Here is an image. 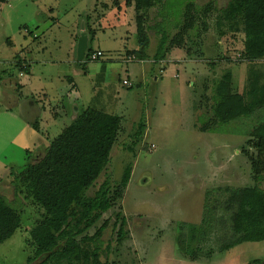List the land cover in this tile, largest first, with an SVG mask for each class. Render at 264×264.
I'll return each instance as SVG.
<instances>
[{
  "label": "rangeland",
  "instance_id": "1",
  "mask_svg": "<svg viewBox=\"0 0 264 264\" xmlns=\"http://www.w3.org/2000/svg\"><path fill=\"white\" fill-rule=\"evenodd\" d=\"M125 1L7 0L0 6V195L20 210L21 218L20 228L0 245V264H27L34 254L29 231L44 214L20 180L15 181L17 188L9 183L11 174L26 168L25 150L38 151V144L46 147L86 108L120 117L122 128L108 164L86 195H93L107 178L111 185L119 181L128 164L132 168L118 206L88 232L93 235L110 217L101 237L102 262L264 264V241L245 242L196 261L182 258L175 242L177 224L186 223L189 229L199 226L205 206L214 205L215 198L223 200L222 193H215L218 187H253L255 183L251 161L258 154L246 135L264 121V107L232 122H212L208 132L198 130L199 124L215 119L204 109L203 97L210 94L225 68L232 72L234 91L245 87L247 66L239 65L231 54L237 43L232 44L228 37L218 39L210 25L212 29L202 37L203 56L174 50L154 63L150 58L158 44L156 32L175 35L173 27L182 20L186 5L194 3L197 10L212 2L162 0L148 13L149 25L154 27L149 32L150 58L146 63L124 64L125 51L137 47L135 12ZM214 1L217 7H224L230 0ZM81 34L88 41L84 57L78 61ZM190 38L194 42L193 32ZM189 47L194 45L189 43ZM99 49L103 56L88 61V52ZM226 49L233 57L231 63L212 61L218 50ZM17 58L26 59L29 65L28 87L26 74H20L14 65ZM256 67L264 73V60ZM20 87L41 111L26 128L16 116L15 120L6 115L11 108L18 113L14 106ZM29 115L27 119H33L34 114ZM207 192L213 194L206 197ZM119 211L127 220V236L117 245L111 224L113 212ZM222 214L218 211L216 218ZM215 233L209 243L214 247L215 237L220 235Z\"/></svg>",
  "mask_w": 264,
  "mask_h": 264
},
{
  "label": "trees",
  "instance_id": "2",
  "mask_svg": "<svg viewBox=\"0 0 264 264\" xmlns=\"http://www.w3.org/2000/svg\"><path fill=\"white\" fill-rule=\"evenodd\" d=\"M5 2L7 0H0V6ZM125 2L135 12L137 42V48L126 50L125 57L146 60L150 58L147 53L149 32L154 28L149 25L148 13L162 0ZM194 7V3L186 5L182 20L173 27L175 35L170 36V32L164 33L163 30L156 32L158 44L152 58L154 63L174 50L203 56L202 37L213 25L212 30L218 39L228 37L232 44L237 43L238 48L231 53L232 58L239 65L244 63L247 66L245 87L240 92L234 91L232 72L225 68L222 75L214 80L210 94H204V109L215 117L214 121L199 124L198 130L205 133L211 130L212 122H232L264 107V73L256 67L264 60V0H230L224 7H217L212 0L200 9L195 10ZM93 31H89L91 36H94ZM191 32L194 33V42L190 38ZM189 43L195 49H191ZM228 51L218 50L212 61L231 63ZM92 52L90 50L88 55ZM14 65L21 73H29L25 59L17 58ZM204 90L208 91V84ZM121 129L120 117L86 108L46 147L38 144V151L25 150L28 164L22 171L13 172L9 183L17 188L15 181L20 180L28 190L27 196L44 212L43 218L29 231L34 254L27 258V264H108L101 261V237L108 228L110 217L93 235L88 232L104 214L118 206L131 178V165L124 168L120 180L113 185L107 178L93 195L88 196L85 192L95 186L108 164ZM246 136L258 154L251 161L253 187H218L215 193H222L223 200L215 198L214 205L205 206L199 226L189 229L186 223L177 224L175 242L182 258L196 261L201 256L210 258L217 252L245 242L264 241V187L259 186L260 182L264 183V121ZM212 194L207 192L206 197ZM218 211L224 214L216 218ZM113 215L111 229L115 234L114 241L120 245L127 236V220L120 211L113 212ZM20 226V210L0 195V245ZM217 231L220 235L215 237L217 246L214 247L209 243L215 236L213 232Z\"/></svg>",
  "mask_w": 264,
  "mask_h": 264
},
{
  "label": "crops",
  "instance_id": "3",
  "mask_svg": "<svg viewBox=\"0 0 264 264\" xmlns=\"http://www.w3.org/2000/svg\"><path fill=\"white\" fill-rule=\"evenodd\" d=\"M137 48V47H136ZM135 48V49H136ZM100 50V49H99ZM101 51V50H100ZM125 58V57H124ZM151 60H154L152 58H150ZM165 59V58H164ZM162 59V60H164ZM162 60H159V61H162ZM25 62H26V59H25ZM140 63V62H139ZM142 63H146V60H142ZM27 64V63H26ZM25 65V64H24ZM19 70V69H18ZM21 74V72H20ZM24 74V73H23ZM30 74L31 73H27L26 77H25V83H26V87H28L30 85ZM24 76V75H23ZM129 79V78H128ZM25 88H21V89H18L17 88V91H18V94H17V97L15 98L16 102H15V108L18 110L17 114L13 111L14 109L11 108V109H7V116L11 117V119H19L17 120L19 123H22V127H28V125H30L31 123H35V118L36 116H38V114L41 112L37 103L33 101L32 98H29V97H25L23 95V90ZM6 111V110H5ZM32 112L34 114L33 116V119L31 120H28L27 117L30 116L29 113ZM57 115V114H56ZM17 118H16V117Z\"/></svg>",
  "mask_w": 264,
  "mask_h": 264
},
{
  "label": "built area",
  "instance_id": "4",
  "mask_svg": "<svg viewBox=\"0 0 264 264\" xmlns=\"http://www.w3.org/2000/svg\"><path fill=\"white\" fill-rule=\"evenodd\" d=\"M102 56H103L102 51L97 50L96 52H92L91 54H89L87 59H88V61L92 62V61L98 60ZM135 61L142 63V60H138L134 56H128V57L123 58V63L124 64H128L130 62H135ZM122 84L125 85V86H129V82L127 80H123ZM152 147L153 146L151 145V148Z\"/></svg>",
  "mask_w": 264,
  "mask_h": 264
},
{
  "label": "water",
  "instance_id": "5",
  "mask_svg": "<svg viewBox=\"0 0 264 264\" xmlns=\"http://www.w3.org/2000/svg\"><path fill=\"white\" fill-rule=\"evenodd\" d=\"M87 37L84 34H81V37L78 40V48H77V60L82 61L84 57V53L87 48Z\"/></svg>",
  "mask_w": 264,
  "mask_h": 264
}]
</instances>
